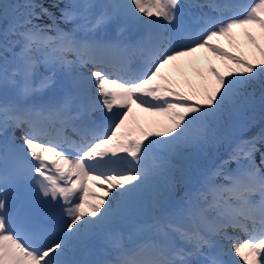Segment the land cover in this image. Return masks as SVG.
Here are the masks:
<instances>
[{"label":"snow or ice","instance_id":"1","mask_svg":"<svg viewBox=\"0 0 264 264\" xmlns=\"http://www.w3.org/2000/svg\"><path fill=\"white\" fill-rule=\"evenodd\" d=\"M42 15L52 18L34 0H0V134L23 130L20 145L0 143V264H227L222 250L204 251L220 240L244 264H264V127L230 132L264 124V47L250 31L264 39V0H69L67 29L33 22ZM237 28L250 54L214 42H234ZM200 50L226 71L210 66L187 90L162 74ZM134 105L163 119L132 127ZM222 142L226 157L176 198L192 179L189 153ZM146 199L159 214L126 245L121 229ZM99 238L110 259L94 250Z\"/></svg>","mask_w":264,"mask_h":264},{"label":"rangeland","instance_id":"2","mask_svg":"<svg viewBox=\"0 0 264 264\" xmlns=\"http://www.w3.org/2000/svg\"><path fill=\"white\" fill-rule=\"evenodd\" d=\"M182 1V0H181ZM253 0H233V2L241 4V5H249L251 4ZM19 3L18 0H9V3ZM127 2V0H125ZM250 31H252V34L256 36L258 43L264 47V39H260L259 36V30L256 28H250ZM235 40L234 42H230L227 38H220L218 41H214L215 43H219L222 47H224L226 50L230 52H237L238 49L234 47V44L239 45V51L245 52L247 54L251 53L252 46L247 42V37L244 35V30L237 28L233 30ZM99 35L103 36L104 33L100 32ZM110 38H115V31L109 30L107 34ZM125 36L128 35V33L124 34ZM259 54L257 53V56ZM71 58V57H70ZM210 66H215L219 71L224 73L226 71L225 63L222 61L219 57L214 56L213 54L207 52V50H200L196 53H194L192 56H186L181 57L179 60L170 63L169 65L165 66L164 69H162V74L169 76L176 84L180 85L181 87H184L185 90H187V83L191 82L194 85H199L201 83V70L206 71L205 77L211 78L210 73L208 72V68ZM91 68V65L87 66L86 68H83L81 70H84V72H88ZM40 72H44V69L41 67ZM208 72V73H207ZM56 91V90H54ZM53 92V91H50ZM48 95V94H47ZM160 116H154L150 113L143 112L142 110L136 108L135 114L130 119V125L132 127L137 128H144L148 129L150 124L153 121H156ZM19 132L22 133V129H18ZM97 192H100L101 195L104 193L100 191L99 188H95ZM149 200H145L144 203H146ZM139 213V210L138 212ZM142 215H145V211L143 210L141 212ZM136 215V214H135ZM158 215V214H155ZM140 217L139 215H137ZM148 216V215H147ZM146 217V216H144ZM137 221L135 216L129 218V221L127 222L126 226H124L121 229L122 232V243L131 246L134 242L137 241V237L135 235L130 236V232L135 228L137 225ZM251 225H249V228ZM228 233L231 236L236 235L235 237H238L240 240L247 239V236L239 229L233 230L232 228H229ZM224 241L225 240H220ZM219 249H204L205 252L213 251L216 252ZM236 259H239L240 257L234 254ZM222 259H225L227 261V264H239L237 261H233L231 254H227L225 251H222ZM241 259V258H240Z\"/></svg>","mask_w":264,"mask_h":264},{"label":"trees","instance_id":"3","mask_svg":"<svg viewBox=\"0 0 264 264\" xmlns=\"http://www.w3.org/2000/svg\"><path fill=\"white\" fill-rule=\"evenodd\" d=\"M19 3H23L24 0H18ZM69 0H34V3L37 5H42L45 8H48L49 13L52 14V18H50L47 15H42L39 19L34 20L33 22L36 24H39L40 26H50L53 24L54 20L55 23L59 25L60 28H70V24H65L60 19V10L65 6L66 3H68ZM15 3V2H14ZM55 5H58L56 7ZM37 13L40 12V8L37 7L35 9ZM54 34V32L50 33ZM201 73L203 75H206L205 70H201ZM208 73V72H207ZM184 88V87H183ZM185 89V88H184ZM163 117H159L157 120H162ZM156 120V121H157ZM264 127V124H262L259 119H257V122L254 127L251 128L250 131L240 133L237 129L230 130L231 135L233 136H240L243 135L245 138L249 135H252L256 132H259L261 128ZM229 151V143L228 142H222L218 144L215 148L210 149L207 154H199V155H192L189 153V163L191 166H193L198 172H202L206 167H215V164L218 163L219 157H226L227 152ZM235 165H231V167H234ZM191 174V173H190ZM192 177V176H191ZM195 185V181L192 177L191 182L188 184H185L183 182L179 183L176 188L175 196L176 198H180L185 195L187 191L190 189H193ZM145 211V215H142L141 212ZM159 214V208L151 206L150 202L147 201L143 204L142 209L139 210L138 217L136 215V221L137 223H140L143 220H146L149 216ZM148 215V216H147ZM146 216V217H144Z\"/></svg>","mask_w":264,"mask_h":264},{"label":"bare ground","instance_id":"4","mask_svg":"<svg viewBox=\"0 0 264 264\" xmlns=\"http://www.w3.org/2000/svg\"><path fill=\"white\" fill-rule=\"evenodd\" d=\"M183 2H185V0H183ZM136 70H139V69H136ZM82 71H84V70H82ZM48 94H54V92H49ZM135 112H136V107L134 105L133 106V113L130 116V119L135 114ZM98 115H99V112L93 113L92 114L93 119H95L96 117H98ZM110 119H115V117L114 116H110ZM21 136H22V133L19 132L18 129L9 128V129H7V131L5 133L0 134V143H2L6 138H9L10 139V138H13L14 137L15 138V143L17 145H20L22 143ZM72 138L73 139H76L75 137H72ZM93 190H96V189H93ZM55 212H58V209L55 210ZM235 236L236 235H234V237ZM95 241H96V243L98 245V248L97 249H99L100 251H103V252L106 251V252H108L110 254L111 249L109 248V246L107 245V243L105 242V240L103 238H99V239H97ZM230 245H231V241H226V242L220 241V243H219V250L225 251L227 254H231V257H232L233 261H237L239 264H244V262L240 258L239 259H236L235 258V256H234L235 253L233 251H231Z\"/></svg>","mask_w":264,"mask_h":264}]
</instances>
